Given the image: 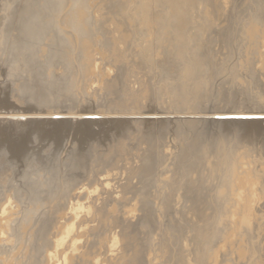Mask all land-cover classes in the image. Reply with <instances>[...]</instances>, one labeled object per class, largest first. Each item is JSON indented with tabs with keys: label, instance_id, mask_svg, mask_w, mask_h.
Wrapping results in <instances>:
<instances>
[{
	"label": "rangeland",
	"instance_id": "obj_1",
	"mask_svg": "<svg viewBox=\"0 0 264 264\" xmlns=\"http://www.w3.org/2000/svg\"><path fill=\"white\" fill-rule=\"evenodd\" d=\"M26 93L174 116L0 157V264H264V131L193 117L264 109V0H0V96Z\"/></svg>",
	"mask_w": 264,
	"mask_h": 264
},
{
	"label": "water",
	"instance_id": "obj_2",
	"mask_svg": "<svg viewBox=\"0 0 264 264\" xmlns=\"http://www.w3.org/2000/svg\"><path fill=\"white\" fill-rule=\"evenodd\" d=\"M40 79L44 81L49 78L44 76ZM16 98L13 100L11 97L0 96V157L15 165L21 162L50 163L59 159L61 155H63L62 159L67 161L68 158L73 159L89 152L93 141L100 140L106 136L108 131L118 130L123 127L121 126L123 124L132 125L147 121L144 117L148 116L169 121L170 118L165 117L174 116L153 108L140 112L122 108L101 110L80 108L75 105L77 103L75 100L68 99V102H62V98L44 93L38 95L26 93L16 95ZM87 113H95V115H87ZM193 117L203 123H214L227 119L259 120L264 118H226L211 116L208 113ZM88 122L89 124H86ZM95 123L101 127L104 126L101 133L92 128V124ZM41 148H44V152ZM22 178L15 179L18 186L13 183L5 187L6 190H11L13 195L20 193V190L25 191V187H20ZM24 180L25 177L23 183ZM3 190L4 188L0 186V191Z\"/></svg>",
	"mask_w": 264,
	"mask_h": 264
},
{
	"label": "bare ground",
	"instance_id": "obj_3",
	"mask_svg": "<svg viewBox=\"0 0 264 264\" xmlns=\"http://www.w3.org/2000/svg\"><path fill=\"white\" fill-rule=\"evenodd\" d=\"M208 99V98H207ZM240 102V101H239ZM185 103V102H184ZM237 103H232V105L230 107H234L236 106ZM220 105V104H219ZM240 105V104H239ZM243 106V105H241ZM235 108V107H234ZM245 108V107H244ZM229 111V109H228ZM171 112V111H170ZM169 112V113H170ZM194 113V112H192ZM197 113V112H196ZM217 113V112H216ZM213 114L214 116H224L226 118H255V117H261L263 118L264 117V109L263 107L261 106H257V105H250V107H246L245 110H240V111H231V112H223V113H217V114ZM172 114V113H171ZM175 114V113H174ZM202 114V113H201ZM209 114V113H208ZM87 115H95V113H87ZM177 115V114H176ZM183 115H185L183 113ZM195 115V114H194ZM200 115V113L198 114ZM189 116V115H188ZM212 116V114H211ZM237 116V117H235ZM264 119V118H263ZM231 120H234V119H231ZM189 121V120H188ZM191 121V122H190ZM189 122L192 123L193 120H190ZM199 122V121H197ZM150 123V122H149ZM147 123V122H138V123H135V124H142L143 126L144 125H158L159 123L158 122H154V123ZM183 123V122H182ZM187 123V121H186ZM184 123V124H186ZM194 123V122H193ZM200 123V122H199ZM86 124H89L86 123ZM189 124V123H188ZM198 124V123H197ZM196 124V126H197ZM128 124H123L121 126L125 127L127 126ZM165 125V124H164ZM191 124H189L190 126ZM195 126V125H194ZM204 126L207 128L208 131H211V132H215L216 134H230V135H235L237 136L236 138L240 137V138H244V139H247V140H253V139H256L259 135H261L264 131V129H262L260 127V122H257V121H244V120H234V121H217V122H214V123H204ZM193 127V125H192ZM148 129V128H147ZM150 129V128H149ZM158 129V128H157ZM201 129V128H200ZM119 130V129H118ZM225 136V135H224ZM5 208L2 210L1 212V215H4L5 214Z\"/></svg>",
	"mask_w": 264,
	"mask_h": 264
}]
</instances>
